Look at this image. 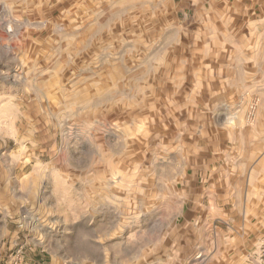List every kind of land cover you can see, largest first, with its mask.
<instances>
[{
    "label": "rangeland",
    "instance_id": "rangeland-1",
    "mask_svg": "<svg viewBox=\"0 0 264 264\" xmlns=\"http://www.w3.org/2000/svg\"><path fill=\"white\" fill-rule=\"evenodd\" d=\"M263 102L264 0H0V264H263Z\"/></svg>",
    "mask_w": 264,
    "mask_h": 264
},
{
    "label": "built area",
    "instance_id": "built-area-1",
    "mask_svg": "<svg viewBox=\"0 0 264 264\" xmlns=\"http://www.w3.org/2000/svg\"><path fill=\"white\" fill-rule=\"evenodd\" d=\"M256 117V106L254 101L249 105V108L246 111V114L244 116V122L248 126H251L254 124ZM21 252L17 251L15 257L11 258V264H19L21 262L20 258ZM261 257L263 258L262 263L264 264V250L261 252Z\"/></svg>",
    "mask_w": 264,
    "mask_h": 264
},
{
    "label": "crops",
    "instance_id": "crops-1",
    "mask_svg": "<svg viewBox=\"0 0 264 264\" xmlns=\"http://www.w3.org/2000/svg\"><path fill=\"white\" fill-rule=\"evenodd\" d=\"M257 124L258 125H264V102L262 104V109L260 111V115H259ZM25 264H27V263H25Z\"/></svg>",
    "mask_w": 264,
    "mask_h": 264
}]
</instances>
